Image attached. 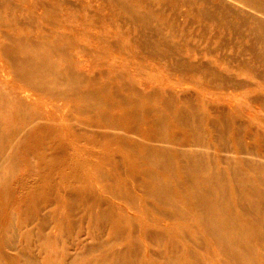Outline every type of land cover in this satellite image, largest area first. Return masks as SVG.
I'll use <instances>...</instances> for the list:
<instances>
[{
    "label": "bare ground",
    "instance_id": "bare-ground-1",
    "mask_svg": "<svg viewBox=\"0 0 264 264\" xmlns=\"http://www.w3.org/2000/svg\"><path fill=\"white\" fill-rule=\"evenodd\" d=\"M102 1L119 12L104 34L0 4V264H264V0H182L235 31L218 49L161 4ZM139 58L175 87L144 86Z\"/></svg>",
    "mask_w": 264,
    "mask_h": 264
},
{
    "label": "rangeland",
    "instance_id": "rangeland-1",
    "mask_svg": "<svg viewBox=\"0 0 264 264\" xmlns=\"http://www.w3.org/2000/svg\"><path fill=\"white\" fill-rule=\"evenodd\" d=\"M129 2V4H140L142 6L141 10L144 12L148 11V8H145V4H151L154 8V10H158L159 8L155 5H163L165 8V14L163 15V17L167 20H171L172 18H175L177 24L179 26L185 27V28H189L191 33H195V35H197V38H194V44L196 45H203L202 41H200L201 37H205L207 38V43L206 44H211V47L214 49H218L219 45H220V40H222V38L220 39L219 37H226L228 40H231L232 38H234V30L229 29V30H225L224 28H221L220 26H218L217 23L215 22H210V21H205L202 17H199L195 14H193L191 12L190 7H188V4H185V2H183L182 0H164V3H160L159 0H127ZM221 1V0H219ZM223 2H226L228 4H237L234 2V0H222ZM217 2V1H214ZM49 3V4H48ZM0 4H19V5H30L31 9H27L24 8L23 11L20 10L18 12V10H16V13L18 12V14L20 16H24V15H29V17H33V15L35 16H40L39 12L40 7L38 5L40 4H45L48 5V8L50 9L49 14L52 16L50 18L56 19V22H59L58 19H62L61 22H64V20L67 23V27L64 28H60L62 29V31H65L66 33H69L71 30H74V28H80L81 31H85L87 33H93V31H99L100 33H107V31H111L113 29H115L113 27V25L109 22V20H106V17H104L103 15L107 14L111 16V19L113 20L114 18H117V14L118 9L117 7H111V10L108 9L106 7L107 4H114V3H107L106 1H102V0H0ZM144 4V5H143ZM194 6L196 7H202L203 3L198 4V3H193ZM21 8V7H20ZM107 9V10H106ZM15 14V12L13 13V15ZM56 16V17H55ZM182 17V18H181ZM80 18H84V20L86 22L89 23H82L80 22L81 19ZM77 19V21H75ZM37 22L43 23L45 21V19L43 20H38V18L36 17ZM101 21V22H100ZM44 24V23H43ZM55 28V27H54ZM126 30V29H125ZM241 33H244L243 37L241 40L238 41V39H235L237 42H240V44L244 47H248L251 45V41L248 39V37L245 36V34L247 33V27L243 26ZM121 45L123 47H127V39H125V37H121L120 39ZM192 42V41H191ZM204 43V44H205ZM221 54L225 53L226 55L229 56H235V50L230 49V48H224L222 51H220ZM239 55H241V53L239 52ZM242 56V55H241ZM212 60L215 59V56H211L210 57ZM244 58H247L246 56ZM141 66L142 64L145 65V70L146 71H150L153 73V75L150 76H146V79L143 81V85L146 86L147 88H149L150 86H154L157 85L160 88H168V87H175V85H173L171 82H169L168 80V76L167 77V71L162 69H156L154 71L151 70V63L148 61H146L144 58H139L138 59ZM91 66H95V68H97V66L95 64H91ZM260 71H262L264 73V66L260 65ZM81 70L84 71V68H82ZM86 71V70H85ZM230 74V76L233 75L232 72H228ZM145 78V76H144ZM185 76L181 75L180 79H184ZM154 79L159 80V82H154ZM241 79L243 80L244 78L241 77ZM244 82H247L246 80H244ZM264 85V84H263ZM261 96H264V93H262ZM210 100L215 101V102H221L223 104H226L229 99L226 98L224 95L222 94H214V95H209ZM246 98H241V100L239 101V106L238 108H243L242 109H246L247 104H246ZM55 104H59L58 101H54ZM247 110V109H246ZM241 113V112H240ZM244 116V119H248L249 117L246 116L244 113H241ZM259 117H263L262 114L259 115ZM259 120L255 119L252 121L253 124L255 125H260L259 122H257ZM231 138V137H230ZM69 152H72V150H69ZM77 164H73L72 162H67L65 163H60V164H56L54 165V168L57 169L58 175H62L63 173L66 174H70V172H72V170H70V166H72V168H76ZM41 164L37 163V168H40ZM43 167V166H41ZM45 167V166H44ZM25 166L23 165H18V167L16 168V171L14 172L21 174L24 171ZM71 168V169H72ZM46 174V172H44L43 170L39 169L36 173L33 174V177H30L28 179L24 180V185L26 188H30L32 186H36L38 184V180L39 177ZM80 174H82L80 172ZM157 175H159L160 178H164L167 179L168 175L166 173L160 172V171H156ZM43 183V182H40ZM57 184V183H55ZM58 185V184H57ZM81 185V184H80ZM107 183H95L92 184V188L94 189L95 192L99 191V192H105L107 191ZM64 186L66 187H70L69 183L64 184ZM75 186H79V183H72V187ZM15 187H20L19 183L15 185ZM99 187V188H98ZM60 193H62L61 191H59ZM21 195V193H20ZM105 196V195H104ZM156 207V204L153 203L151 204V208L154 209ZM79 213V212H78ZM81 214V213H80ZM76 233L81 234L80 237L83 239L86 237V230H77ZM76 236V235H74ZM86 241H88L89 243L92 242V239L88 238L86 239ZM72 243V242H71ZM69 243L67 244V247L69 248L70 253H74L77 252L79 249H75L74 246ZM117 247L121 248L123 247L122 244H119ZM203 256V255H202Z\"/></svg>",
    "mask_w": 264,
    "mask_h": 264
}]
</instances>
